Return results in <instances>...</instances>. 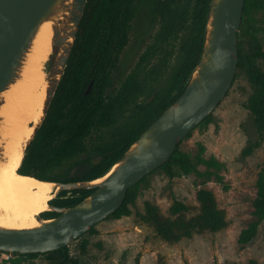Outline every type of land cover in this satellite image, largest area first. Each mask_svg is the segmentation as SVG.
<instances>
[{"label": "trees", "instance_id": "obj_1", "mask_svg": "<svg viewBox=\"0 0 264 264\" xmlns=\"http://www.w3.org/2000/svg\"><path fill=\"white\" fill-rule=\"evenodd\" d=\"M143 2L149 3L148 13L159 22L156 34L159 49L167 50L168 54L147 70V64L158 51L148 49L120 86L114 88L111 75L119 66L120 55L129 40L131 22ZM209 5L210 0H88L64 74L41 126L26 148L19 172L55 182L93 180L105 175L184 91L203 49ZM263 9L264 0H246L242 23L247 37L241 39L238 32V69L246 72L254 87L247 108L257 132V137L242 149L243 156L252 154L264 142V48L251 24L254 13ZM212 120L213 114H210L197 127ZM118 122L122 124L112 139L92 149L88 147L87 138L93 130ZM179 146L164 164L128 189L125 200L112 217L132 213L130 205L135 203L141 184L148 182L149 176L159 169L171 178L195 174L202 183L212 177L224 183V175L220 173L224 164L215 156L206 158L202 142H198L195 156ZM201 164L206 166L205 170L199 168ZM256 187V218L241 230L237 239L241 248L257 237L264 222V169L258 174ZM94 190H61L49 203L72 206ZM69 192L71 195H67ZM197 199L199 212L190 217L185 213L191 211V206L176 197L170 207L174 218L163 215L151 202L146 203L141 217L162 239L171 243L197 233L215 232L228 224L226 212L219 207L212 190L200 187ZM59 214L47 210L41 217ZM94 232H97L95 226L87 233ZM88 242L83 237V250ZM40 254H56L54 264H77L68 246L45 253L19 255L34 257ZM135 262L140 264L139 256ZM252 264L257 263L253 261Z\"/></svg>", "mask_w": 264, "mask_h": 264}, {"label": "rangeland", "instance_id": "obj_2", "mask_svg": "<svg viewBox=\"0 0 264 264\" xmlns=\"http://www.w3.org/2000/svg\"><path fill=\"white\" fill-rule=\"evenodd\" d=\"M148 8L149 3H140L131 22L128 43L120 55L119 66L111 75L114 88L120 86L148 49L158 51L147 64V70L168 54L167 50L159 49L156 42L159 22L151 17ZM251 24L254 26L252 31L264 48V9L254 13ZM244 32L242 23L239 29L241 39L247 37ZM46 55L45 67L49 72L53 59L48 61L52 51H47ZM44 82H47V77ZM253 89L246 72L238 69L232 87L213 112V120L195 128L179 146L195 156L198 142H202L206 147L204 156H215L224 164L220 170L224 183L214 177L202 183L195 174H180L171 178L162 169L155 171L148 182L141 184L135 203L130 205V215L120 218L111 216L99 222L95 226L97 232L83 236L89 240L85 250L81 248L83 237L70 242L69 252L77 259V264H136L137 256L140 257V264H252L253 261L264 264V222L252 242L243 248L237 243L241 230L256 218V183L259 172L264 169V142L252 154L242 155L248 141L257 137L247 108ZM121 124L118 122L93 130L87 138L88 147L92 149L112 139ZM199 168L205 170L206 166L201 164ZM200 187L212 190L219 207L225 210L228 224L224 228L197 233L171 243L162 239L154 227L142 219L147 202L155 204L163 215L174 218L170 207L175 197L191 206V211L185 213L187 217L197 214V191ZM56 258V254L20 255L14 264H54Z\"/></svg>", "mask_w": 264, "mask_h": 264}, {"label": "water", "instance_id": "obj_3", "mask_svg": "<svg viewBox=\"0 0 264 264\" xmlns=\"http://www.w3.org/2000/svg\"><path fill=\"white\" fill-rule=\"evenodd\" d=\"M87 1L0 0V106L4 102L2 92L16 81L40 25L53 21L54 51L48 63L53 61L49 72L46 71L48 86L43 113L34 125L30 140L41 126L64 74ZM245 1L210 0L203 49L182 94L141 133L105 175L93 180L51 181L56 183L57 192L76 188L95 190L72 206L48 203V210L60 214L51 218L40 216L38 226H0V250L29 254L68 246L111 216L131 186L171 157L189 132L213 114L232 87L238 70V32ZM4 159L0 147V162Z\"/></svg>", "mask_w": 264, "mask_h": 264}, {"label": "bare ground", "instance_id": "obj_4", "mask_svg": "<svg viewBox=\"0 0 264 264\" xmlns=\"http://www.w3.org/2000/svg\"><path fill=\"white\" fill-rule=\"evenodd\" d=\"M52 25V20L40 25L16 81L2 92L0 147L5 157L0 162L2 227L29 228L40 225L41 214L49 209L48 203L58 191L54 182L19 172L26 144L43 113L48 86V80L44 82L47 77L46 52L51 50L53 54L54 51Z\"/></svg>", "mask_w": 264, "mask_h": 264}, {"label": "built area", "instance_id": "obj_5", "mask_svg": "<svg viewBox=\"0 0 264 264\" xmlns=\"http://www.w3.org/2000/svg\"><path fill=\"white\" fill-rule=\"evenodd\" d=\"M19 256V254L11 251L0 250V264H14Z\"/></svg>", "mask_w": 264, "mask_h": 264}]
</instances>
